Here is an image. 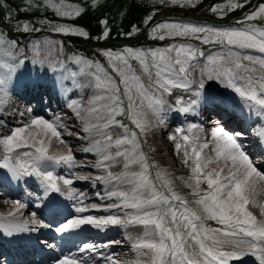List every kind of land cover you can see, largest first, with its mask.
Listing matches in <instances>:
<instances>
[{
  "label": "snow or ice",
  "instance_id": "6c2138e0",
  "mask_svg": "<svg viewBox=\"0 0 264 264\" xmlns=\"http://www.w3.org/2000/svg\"><path fill=\"white\" fill-rule=\"evenodd\" d=\"M28 2L31 4V0ZM44 3L60 16L79 15L81 11L78 7L66 5L64 0H44ZM171 3L184 6L181 0H171ZM184 3L195 7L193 0H184ZM242 6L228 0L230 9ZM220 7L217 5L212 11L215 12ZM257 16H264V3L259 4L255 11L245 14V20H252ZM150 19L151 16L145 23ZM238 23L242 26L160 23L151 29L152 34L158 29L165 30V34L154 36L160 40L165 39V35L200 39L203 34L205 43L218 44L221 50L208 55L203 65H200L198 57H203L204 52L185 43L148 50L130 47L121 52L107 50L102 53L107 58V66L83 56L72 57L79 65V72H69L68 75L74 81L77 76L85 77L86 83L76 86L91 88L93 94L86 104L72 100L70 107L83 121L84 132L90 136H99V139L92 140L85 151L96 152L99 158L93 167L103 168L106 172L105 175L94 178L87 175L77 178L94 179L106 185H123V188L117 187L107 192L108 198L115 197L120 201L108 205L107 209L132 211L124 212L122 216H78L59 226L56 231L66 232L84 225H91L96 229H104L109 225L142 226L144 229L142 235L129 236L135 253L134 259L120 261L99 252L97 246L91 243H84L80 248L81 252L96 253L106 264H230V261L249 255L255 259L256 264H264V200L258 201L254 195L258 191L264 193V171L260 170L238 142L240 134L218 127L213 133L211 147L208 142L189 143L190 136L187 134L182 135L180 141L176 135L169 137L175 142L176 152H183L182 162L190 169L191 174L185 185L192 190V201L174 190L170 174L155 162L150 163L142 147L147 142L143 138L152 128L165 122L163 113L166 106L171 107L166 94L171 95L173 89L191 90L193 84H198V88L203 89L205 78L219 80L225 87L233 89L246 101L249 110L264 116V26L257 27L243 21ZM17 30L39 31L28 23H24L22 29L18 25ZM54 30L64 34L88 35L83 29L65 25H56ZM133 31L137 29L134 27ZM103 36H108L107 30ZM5 43L9 47L16 45L15 41H6L0 33V50ZM51 43L47 40L44 42L45 45ZM32 50L39 56L41 44L33 43ZM243 50H254L260 55L247 54ZM131 61H136L138 67ZM12 67L0 61V69L5 70L0 71V103L4 101L5 85ZM197 68L198 78L193 75ZM193 96L195 98L187 102L183 98H177L176 105L180 106L178 110L184 113L192 111L193 106L199 103L201 92L193 91ZM119 116L125 117L134 127L117 119ZM63 127L58 120L50 122L37 118L24 127L13 129L11 134L0 138V145L3 146L0 167L8 169L17 179L31 175L40 177L45 196L50 191L61 192L57 180H62L64 185H70L72 180L54 177L52 171L43 170L41 165L44 162L74 165L70 148L65 146L66 152L50 155L46 146L51 145L52 138L61 145L65 144L59 130ZM113 127L122 129V132L113 133L110 131ZM29 128L38 131L26 133ZM181 131L177 129V133ZM257 135L264 138V128L259 129ZM27 147L35 148L34 153L22 154L24 157L30 156L31 163L21 162L19 155H13L17 149ZM204 149L210 151L206 153ZM116 162L123 164V170L118 174L109 170ZM152 168H156L154 175L150 171ZM202 184L207 187L202 188ZM12 203L16 208L7 217L13 219L0 215V231L9 236L29 230L28 221L19 222L15 219L16 212L25 205L20 201ZM190 204L195 207H190ZM249 205L259 207V217L249 209ZM88 210L86 207L75 209L77 213ZM208 221H215L221 227H212ZM31 224L38 225L35 213ZM31 230L37 229L33 227ZM57 264H95V261H90L87 257L78 259L65 256Z\"/></svg>",
  "mask_w": 264,
  "mask_h": 264
},
{
  "label": "rangeland",
  "instance_id": "374dc122",
  "mask_svg": "<svg viewBox=\"0 0 264 264\" xmlns=\"http://www.w3.org/2000/svg\"><path fill=\"white\" fill-rule=\"evenodd\" d=\"M106 1L108 0H64V3L66 5H71L73 6V8L78 7L81 11L79 15L73 14L71 16H60V15H57L56 11L53 8L48 7L44 3V0H31L30 5H33V3L38 4L39 2L44 8L49 10L54 15V17L66 19L69 21V23L65 21H59V20L51 22L49 19H43L41 20L40 24H43L47 28V30H45V33L43 34L42 37L40 36L41 31H39V32H36V34H34L33 36H31L28 40L24 41L21 46H18L16 44L15 47H9L8 43H5L2 47V50H0V61L6 62L7 64H10L13 66L11 74L8 75L7 77V83L5 85V91L3 94L4 101L3 103H0V138H2L4 135L11 134V131L17 127H23L21 122L20 121L18 122V116H20L22 112L31 111V114H32L31 116L33 119L42 118L50 122H54L56 118L59 115H61L60 119L61 118L65 119L68 125L70 126H65L64 123H61L64 125V127L59 130L61 131V136H62V139L65 141V144L61 145L57 141L56 144L58 146H61V149H57V151L54 153L59 155L60 153L66 151L67 148H70L72 155L74 154L73 155L74 160L78 164L74 165V167L69 166L70 169L69 168L66 169L68 172L66 173L65 179L73 180V183L70 184V188L73 189L77 193L76 196H79V197H83V196L87 197L89 194H93L95 195V197H100L101 195H103L101 191V187H96L95 188L96 192H91V188H93L92 183L95 181L94 179L80 180L77 178L78 176H81V175H87V176H91L94 178L100 173L95 172L91 168V164L93 162V158H91L92 157L91 155L82 157L76 154L77 151L83 148L81 146V144L83 143L81 141L83 140H80V138H84L85 136L89 137L90 135L85 134L83 132L82 129L85 126L83 121H81L75 115L73 108L70 107V103L72 100H78L82 104H86L87 100L93 94V89L87 88V87H83V88L77 87L76 86L77 84L86 83L85 77L77 76L74 81V79L68 75L69 72H74V71H69L67 76L64 77V79L60 80L61 82L60 84L63 88H65V90L66 88L68 89L72 88L75 95L73 99H70V101L67 104L64 103L63 107L66 108L64 111L55 110V107L53 106V104L49 102L53 100V97H52L53 94H50V93L53 92L51 85H54V84H51L49 81H46V80H43L42 82L41 81L35 82L37 78L36 69L34 68L30 69V67H32L34 64H37L39 66L42 65L41 64L42 60H48L50 63L53 61L59 62L61 61V59H67L70 56L71 51H76L87 59L98 61L101 64H104L105 66H107V58L102 54L104 51L112 50L113 52H121L126 47H130L133 49H142V50L166 48V47L171 46L176 40H178L177 44H180V43L191 44L193 47H196L200 51L204 52L203 57H198L200 65H203L206 62V57L208 55L215 54L221 50L220 46L217 48H214L218 44L205 43L203 41V34H201L200 39L191 38V37L189 38L169 37L165 35V39L160 40L158 38H154V36L158 37L161 34H165V30L158 29L155 34H152L151 30L147 29L148 23L150 24L154 20H156L155 21L156 23L152 25V28L160 23H177V22L185 23L181 21L183 20L181 16L188 15V14H195L201 11L203 12L206 10L204 9V7H207V10L201 14V17L204 19V21L205 20L214 21L215 19H211L210 17L211 14L209 15V13L214 12L212 11V9L216 7V4H211L210 6L209 5L206 6L210 0H199V2H197V0H193L195 7L185 4L184 0H181V3L184 4V6H181V4H173L171 3V0H152V2H156L157 4L161 6L165 5L168 7H173V6H176V7H173V9H171L170 11H165V12H161V11L150 12L149 16H151V19L148 20V22L145 24V26H147L146 28L147 34H145L144 36L141 30L133 31L134 27L129 28L128 34L126 35H124L123 33L121 34V36L123 37L126 36L128 39L141 38L142 36L145 37V40L135 41V42L133 41L134 43L142 42L137 45H131V46L130 44L122 45V42H118L110 38L109 35L111 33V28L107 27L108 25H106V21L104 20L100 21V24H101L100 33L95 34L93 36V41H88V35L85 37L82 35L64 34L62 32H56L54 30V26L56 25H65V26H70L72 28L83 29L87 34L88 33L90 34L87 27H85L84 25L81 26L78 23L77 19L90 8L98 4H101V3H105ZM111 1L113 3L112 8L114 12L118 13L119 15H122L124 13L122 11V8H120V5L122 4V2L120 0H111ZM124 1L126 2L127 0H123V3ZM24 2L26 4H29L28 0H24ZM248 3L249 2H247V5L249 7L251 4H248ZM225 9H230V8L228 7V5L217 8V10L214 12L216 15V20L220 21L221 18L225 17L224 16ZM233 9H237V8H231L230 10H233ZM174 13H177L178 15L175 16ZM165 14L169 16H165ZM160 16L164 17L162 21H160L157 18ZM165 17H169V18L166 19ZM210 22L212 21H207L203 25L211 26L212 23ZM238 22H240V20H238ZM0 23L2 24V26L7 28V30L4 31V28L1 26V29L3 32H0L2 34L5 33L3 35L6 41H15L14 40L15 35L30 33V32H24L23 30H19V31L17 30L18 25L21 26V29H22V26L24 24L22 22L17 23L16 25L12 26V25H9V22L7 20L3 21V19H1L0 17ZM213 26L228 27V26H223L220 24H215ZM105 30L108 31L107 37L103 36V33ZM8 32L13 37L12 39L7 37ZM46 40L51 41L52 43L50 45H45L44 42ZM151 40L156 41V42H152ZM193 41H195L196 44H194ZM124 42H127V41H124ZM33 43L41 44L42 50L39 56H37L35 52L32 50ZM211 48H214V49H211ZM49 49H51V51H49ZM243 51H245L247 54H251L247 50H243ZM8 53H11V55H9ZM251 55H254V54H251ZM131 63L135 67H138V63L136 61H131ZM0 71H5V70L0 69ZM75 72H79V70ZM193 75L196 76L197 78L199 77V68L196 69V72ZM208 85L209 84H207V86ZM25 93H27L26 95L28 96L30 95V97L28 98L24 97ZM63 96L64 95H60L59 97H57L58 98L57 100L60 102ZM175 97H177V94L171 95L169 99H174ZM166 99L168 98L166 97ZM203 116H205V121H206L205 125L207 126H204V127L200 126L199 127L200 129L197 132L201 134V137L210 139L211 136H213V133L216 130V128L221 127V124L219 123V120L217 118H215L214 116H211L210 114L203 115ZM120 118H124L125 120V117L123 116L117 117V119H120ZM126 121L125 123L129 124L131 127H134L130 124V122L127 119ZM166 125L167 126L157 125L156 127L152 128L151 132L145 138H143V139H146L147 142L143 143L142 147L144 148V145H146L151 150L152 157H154V160L152 162H155V164L159 168L167 170V172L170 174L172 185L175 191L180 193L182 196L186 195L185 191H188V190L190 191V194H191L192 190L186 187L185 185V181L191 174L190 169L187 165H185L182 162L184 160L183 152H180L178 154L175 150V142H171V139H169L170 136L176 135L178 138L177 140L180 141L181 136L184 134L177 133V129L179 128L169 125L167 123ZM110 131H112L113 133H121L122 129L118 127H113L112 129H110ZM90 137L96 138L99 136L93 135ZM195 137L196 136H194L193 138ZM30 142L31 141L29 140V143ZM247 142H250V141H247ZM65 146H67V148ZM32 151H33L32 147L19 148L16 150L15 153H13V155L14 154L21 155L24 152L32 153ZM113 151H115V149H113ZM2 154H3V146L0 145V155ZM92 155H95V154H92ZM62 165L63 167L68 166L66 164H62ZM118 165H119V162L114 163L113 166L109 170L116 174L120 173L121 170L118 171L119 170ZM133 168L135 169V166H133ZM3 169L6 170V168H3ZM101 171H102L101 174L103 175L106 174L103 168L101 169ZM175 172H182L184 176H181V177L183 179L181 177L175 178L174 176H172V174ZM62 176H64V173L62 174ZM201 187L206 188L207 186L206 184H202ZM98 193L99 195H97ZM0 194H3V193L0 192ZM93 203H94L93 205H97L99 207H101L102 205V203L98 202V200L97 201L93 200ZM0 208H3V207H0ZM251 211L254 213L255 210H251ZM83 216H87V215H83ZM106 227L108 229V226ZM109 229L113 232L112 234L115 235L114 225H109ZM120 234L121 233L116 234V236H113L112 239H116V237L118 235L120 236ZM123 249L118 250V251L114 250V252L110 255L113 256L114 258H117L119 254H122L126 256L127 258L131 256L132 259L135 257V254L129 248L128 249L123 248ZM95 264H106V262L103 260Z\"/></svg>",
  "mask_w": 264,
  "mask_h": 264
},
{
  "label": "bare ground",
  "instance_id": "6f19581e",
  "mask_svg": "<svg viewBox=\"0 0 264 264\" xmlns=\"http://www.w3.org/2000/svg\"><path fill=\"white\" fill-rule=\"evenodd\" d=\"M41 64L42 65H40V66L39 65H36V66L33 67V68L36 69V75H37L36 77L38 78V79L36 78L35 82H40V81L42 82L43 80H46V81H49L51 84H54V85H51V87L53 89L52 90L53 92L50 93V94H53L52 97H53V100L54 101L51 100L49 102L51 104H53V106L55 107V110L64 111L66 109V108L63 107L64 106V102H63V99L64 98H62V101H60V102L57 100L58 99L57 97H59L60 95H64L65 94L64 97L67 96V94L65 93V91H67V90H65V88H63L61 86V84H60L61 83L60 82L61 79H59L60 76L57 73L59 67H58V65H57V63L55 61L49 63L48 60H42ZM64 76H66V75H64ZM62 79H64V78H62ZM204 82L205 83H209L210 82V83H214V84H217L218 83V85L225 87V85L222 84L219 80H207L205 78ZM171 103L176 104V99L172 100V102L171 101H168V105H171V107H172V104ZM171 107L170 108L166 107V110L168 112H171V110H170ZM31 115H32L31 114V111L22 112L20 114V116H18V122L20 121L21 124L23 125V127L26 124H30V122L33 120V118H32ZM60 117H61V115H59L56 118L55 121L58 120L59 123H64L65 126H70V125H68V123L66 122L65 119H62V118L60 119ZM223 124H225V121H223ZM73 128H75V127H73ZM262 128H264V116H263V121H262ZM82 130H84V128ZM27 131H32L33 133H35V132L38 131V129L29 128V129L26 130V133H27ZM241 136L242 135H239V137H241ZM93 139H99V137L92 138V137L89 136V137L80 138V140H83V141H81V142H83L81 144V146L83 148H81V150L77 151L76 154L77 155H80L82 157L91 155L92 156L91 158H93V162L91 164V168L95 172L100 173L97 176H101V175H103V174H101V172H102L101 169L102 168L101 169H97V168L93 167V165L97 162V160L99 158L98 157V154L97 153H94V152H86L85 151V149L90 146V144H91V142H92ZM261 139L264 142V138L261 137ZM56 143H57V141L55 140V138H52L51 145H46V146H48L49 153L51 155H57L54 152H56L57 149H61V146H58ZM30 144H31V142H30ZM249 149L250 150H247L246 152H247V154L250 155L252 153V148L250 147ZM206 150H208V152L210 151V149H206ZM254 151L255 150H253V152ZM34 152H35V150L33 151V153ZM64 152H66V151H64ZM92 154H95V155H92ZM17 155H19V154H17ZM19 156H20L21 162L27 161V162L31 163L30 156L28 158L27 157H24L22 154L19 155ZM88 159H90V158H88ZM153 159H154V157H153ZM74 162H75L74 165L78 164L75 160H74ZM41 167H42L43 170L48 169L49 167H50L49 170L52 169V167L49 166L47 162H44L41 165ZM49 170H47V171H49ZM4 175H5L4 179H12V178H14L13 174L10 171H7V173L5 172ZM34 177L38 178L37 179V185L34 186L33 193L31 194L32 197H31V195L28 196V200L30 201L29 202V205L28 206L25 205V207L19 209L16 212V217L19 216V215H23L24 216V219L21 222L29 221V218H33V213H35V218L40 215V213L35 210V207H38L39 208L41 206V204H42L41 202H42V196H43V187L41 185V178L38 177V176H36V175H34ZM29 178H31V177H29V176L26 177L27 180ZM72 183H73V180H72ZM102 183L103 182H99L98 183L97 181H94L92 183V187H94L96 185H100V187H101V184ZM61 184H62L63 191H65V193H66V197L68 196V202L70 204V206L68 207L69 213L72 212L73 215H74V218L78 217L81 214V213H77L75 211L76 207H86V208H88L89 210L86 211V212H84L83 215H91V216H94V217H105L106 215L107 216L108 215H121L122 216L124 214L123 211L121 209H118V208L107 209V206L108 205H112V204H116V203H119L120 202L115 197H113V198L112 197L111 198H108L107 197V192L110 191V190L111 191L112 190H115L117 187H119V185L112 184V185H108L109 188L108 187L107 188H102L101 191H102L103 195H101L100 197H95V195H93V194H89L87 197H84V196L83 197H79V196L77 197V196H73L72 193L74 191L69 189V185H64L63 184V181H62ZM68 194H70V195H68ZM254 195H255V197L256 196L262 197V196H264V193H260L258 191ZM0 196H2L0 198V207H3V208H0V215H3L7 219H10L9 217H7V214L10 211H14L15 208H16V206L12 202L13 201H20L21 204H24L23 202L25 201V199H27V198H24L22 196H15V197H13L11 195H8L5 192L3 194H0ZM3 196H6V197H3ZM38 197H40V199H38ZM93 200H96V201L98 200V202L102 203L101 207L95 205L96 207L93 208L92 207L93 204H94L93 203ZM249 209L253 210V209H255V207H253L252 205H250L249 206ZM28 213L30 214V216H28ZM257 216L259 217L258 209H257ZM87 226L89 227L90 225H87ZM81 228H83L85 230L87 229L86 225L81 226ZM95 231H97L98 233H101L103 235L105 233H107L106 235H108L111 230L110 229H107V228H104V229H96L95 228ZM131 233L132 232L130 231V234ZM17 234H18V232H16L13 235L9 236V235H6L5 233H3L2 231H0V238H1V236H4V238H3L4 241H9L11 238H14ZM127 234H129V232L127 230H125V231L122 232L121 237L128 240L129 239V236H132V234L131 235L129 234L128 236H127ZM3 243H5V242H3ZM81 259H83V258H81ZM118 259L120 261L131 260V259L127 258L126 256L120 255V254L118 256Z\"/></svg>",
  "mask_w": 264,
  "mask_h": 264
},
{
  "label": "trees",
  "instance_id": "16d2710c",
  "mask_svg": "<svg viewBox=\"0 0 264 264\" xmlns=\"http://www.w3.org/2000/svg\"><path fill=\"white\" fill-rule=\"evenodd\" d=\"M2 1L10 15V20H15L17 18L29 20L32 15L39 13L38 10L41 9L38 6L26 4L24 0ZM120 1L122 2L120 8H122V11L124 12L122 15L114 12L112 8L113 3L111 0H108L105 3L98 4L87 10L77 19L78 23L81 26L84 25L87 27L90 32V34L88 33L89 36L93 37L95 34L100 33V21L104 20L106 21V25H108L107 27L111 28L110 38L118 42L134 40L127 39L126 36L123 37L121 34H128L129 28L131 27L140 29L145 23L146 18L149 16L148 10L150 6L156 7L157 3L152 2V0H133L129 7H125L123 0ZM37 27L38 24L33 25L34 29Z\"/></svg>",
  "mask_w": 264,
  "mask_h": 264
}]
</instances>
